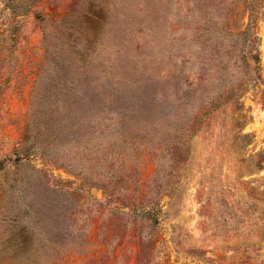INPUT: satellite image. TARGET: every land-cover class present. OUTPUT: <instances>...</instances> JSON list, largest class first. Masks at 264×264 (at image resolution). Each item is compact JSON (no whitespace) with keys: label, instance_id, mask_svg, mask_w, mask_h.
Here are the masks:
<instances>
[{"label":"rangeland","instance_id":"rangeland-1","mask_svg":"<svg viewBox=\"0 0 264 264\" xmlns=\"http://www.w3.org/2000/svg\"><path fill=\"white\" fill-rule=\"evenodd\" d=\"M0 264H264V0H0Z\"/></svg>","mask_w":264,"mask_h":264},{"label":"trees","instance_id":"trees-1","mask_svg":"<svg viewBox=\"0 0 264 264\" xmlns=\"http://www.w3.org/2000/svg\"><path fill=\"white\" fill-rule=\"evenodd\" d=\"M248 56L258 58V55H255V54H250ZM151 219L154 220V221H157V218H151Z\"/></svg>","mask_w":264,"mask_h":264}]
</instances>
